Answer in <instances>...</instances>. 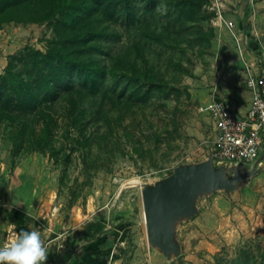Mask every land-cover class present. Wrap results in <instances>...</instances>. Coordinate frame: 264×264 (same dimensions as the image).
I'll return each instance as SVG.
<instances>
[{
	"label": "rangeland",
	"instance_id": "374dc122",
	"mask_svg": "<svg viewBox=\"0 0 264 264\" xmlns=\"http://www.w3.org/2000/svg\"><path fill=\"white\" fill-rule=\"evenodd\" d=\"M197 1L209 17L196 23L212 29L209 48L183 45L182 55L153 54L151 46L140 40L138 29L128 28L123 18L110 25L93 57L130 74L133 60L149 55L147 65L161 70L155 76L163 73L170 88L146 106L121 101L115 107L106 102L109 117L97 112L102 96L83 99L78 106L62 100L50 111L57 124L55 145L68 155L64 165L36 151L15 154L9 128L1 130L0 234L5 239L17 232L8 230L6 221L12 210H18L32 218L27 225L39 230L48 253L62 249L59 241L71 251L85 245L102 259L99 264H209L214 255H233L243 243L254 250L264 245V155L260 165L239 170L240 177L230 186L203 188L193 195L191 211L172 222L176 253L166 255L147 238L142 189L211 155L212 127L199 107L224 73L225 59L237 52L240 63L246 54L254 59L250 63L264 66V0ZM159 11L165 13L164 5ZM223 26L225 34L220 31ZM56 37L53 23H34L22 10L1 13L0 73L11 55L26 48L44 52ZM70 80L74 87L79 84L76 77ZM137 81L136 87L142 89L148 84L144 77ZM238 81L245 87L243 64ZM80 110L89 111L82 120L83 136L71 123ZM234 174L226 171L221 179H232ZM107 234L113 239L110 248L100 242Z\"/></svg>",
	"mask_w": 264,
	"mask_h": 264
},
{
	"label": "trees",
	"instance_id": "16d2710c",
	"mask_svg": "<svg viewBox=\"0 0 264 264\" xmlns=\"http://www.w3.org/2000/svg\"><path fill=\"white\" fill-rule=\"evenodd\" d=\"M161 5H164L165 13L159 11ZM202 5L197 0H0V14L25 11L34 23H53L57 34L55 39L48 41L44 52L26 48L9 57L0 73V135L5 126L9 128L8 140L17 155L23 151H36L48 154L58 165H64L68 155L55 145L57 124L50 111L62 100L78 106L83 99L102 96L98 106L101 111L97 112L106 115V102L115 107L121 101L146 106L157 93L170 88L169 82L162 80L163 73L160 77L155 76L156 72L161 75V70L147 65L149 55L134 59L131 64L134 72L130 74L117 71L93 57L110 25L123 18L128 28L138 29L140 40L151 46L150 49L155 51L153 54L169 53L173 57L184 53L183 45L187 48L210 47L208 36L212 29L205 30L196 24L209 19ZM135 50L140 52L142 49L136 45ZM180 71L186 72L182 67ZM72 77L79 80L76 87L69 83ZM141 77L148 81V84L144 82L147 84L144 89L136 87ZM67 94L69 99L65 97ZM73 94L81 99L75 101ZM86 113L89 111L80 110L71 121L73 127L81 131L80 136L84 134L81 127ZM10 215L9 221L15 224L17 232L21 228L27 229V224L32 221L18 210H12ZM89 234L84 237L88 238ZM100 242L110 248L113 239L107 234ZM255 247L254 250L253 245L243 243L233 255H214L209 264H264V245ZM92 250L84 245L77 253L76 264H99L102 259Z\"/></svg>",
	"mask_w": 264,
	"mask_h": 264
},
{
	"label": "built area",
	"instance_id": "2783aa9c",
	"mask_svg": "<svg viewBox=\"0 0 264 264\" xmlns=\"http://www.w3.org/2000/svg\"><path fill=\"white\" fill-rule=\"evenodd\" d=\"M242 64L245 88L251 95L248 110L235 113L218 100L199 107L213 128V163L228 169L260 165L264 155V69L256 61L243 59ZM12 234L0 246L10 243Z\"/></svg>",
	"mask_w": 264,
	"mask_h": 264
},
{
	"label": "water",
	"instance_id": "95a60500",
	"mask_svg": "<svg viewBox=\"0 0 264 264\" xmlns=\"http://www.w3.org/2000/svg\"><path fill=\"white\" fill-rule=\"evenodd\" d=\"M239 170L223 166L213 169V158L210 155L201 164L181 166L155 186L143 188V215L148 241L166 255L176 253L178 247L173 242L172 233V222L176 216L191 211V199L200 189L226 188L240 177ZM226 171L235 173V177L222 180Z\"/></svg>",
	"mask_w": 264,
	"mask_h": 264
},
{
	"label": "crops",
	"instance_id": "0c3cea01",
	"mask_svg": "<svg viewBox=\"0 0 264 264\" xmlns=\"http://www.w3.org/2000/svg\"><path fill=\"white\" fill-rule=\"evenodd\" d=\"M220 31H222L223 34L227 32L224 26L220 28ZM224 48H228V46ZM235 53L236 54H234V56L225 59V64L223 66L224 73L219 76L216 85L212 89L213 90L212 93L209 94L210 96L206 99L203 105H206L212 100H218V101H222L231 111L239 114H244L250 106L251 95L250 92L243 85L239 84L238 78H239V73L241 71L242 59L240 63L238 53L237 52ZM241 58H245L246 60L251 62L254 61V59L247 57L246 54L242 55ZM259 68L264 69V66L262 67L260 66ZM202 115H206V114H202ZM206 118L208 119V122L211 125L209 116L206 115ZM211 129L213 132V128ZM6 222H8V227H7L8 230L11 229L16 230V228L13 227V223L11 221H6ZM27 229L28 230L30 229L28 225H27ZM43 232L42 234H44ZM12 238H13V234L11 236V240ZM7 239H5L4 235L2 236L0 234L1 245L6 243ZM58 239L61 240V237H58ZM60 242L61 241H59L58 247H61L62 249L54 252L53 251L49 252L45 264H76L77 260L79 259L77 253L80 252V249L76 250L74 248V251L68 250L66 246L64 248V245L67 243L63 242L64 245L62 244L61 246Z\"/></svg>",
	"mask_w": 264,
	"mask_h": 264
},
{
	"label": "clouds",
	"instance_id": "9594fccd",
	"mask_svg": "<svg viewBox=\"0 0 264 264\" xmlns=\"http://www.w3.org/2000/svg\"><path fill=\"white\" fill-rule=\"evenodd\" d=\"M47 258L48 249L36 228H21L13 232L10 243L0 246V264H45Z\"/></svg>",
	"mask_w": 264,
	"mask_h": 264
},
{
	"label": "bare ground",
	"instance_id": "6f19581e",
	"mask_svg": "<svg viewBox=\"0 0 264 264\" xmlns=\"http://www.w3.org/2000/svg\"><path fill=\"white\" fill-rule=\"evenodd\" d=\"M143 218H144V215H143Z\"/></svg>",
	"mask_w": 264,
	"mask_h": 264
}]
</instances>
